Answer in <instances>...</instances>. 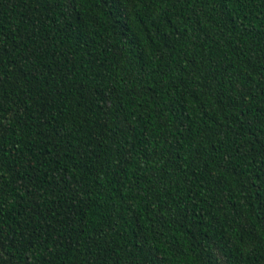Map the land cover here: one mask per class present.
I'll return each instance as SVG.
<instances>
[{
    "label": "trees",
    "instance_id": "16d2710c",
    "mask_svg": "<svg viewBox=\"0 0 264 264\" xmlns=\"http://www.w3.org/2000/svg\"><path fill=\"white\" fill-rule=\"evenodd\" d=\"M0 264H264V0H0Z\"/></svg>",
    "mask_w": 264,
    "mask_h": 264
}]
</instances>
